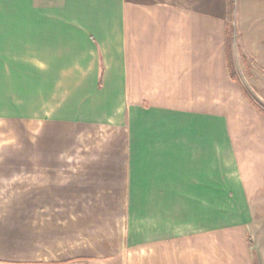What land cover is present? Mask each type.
<instances>
[{"label":"crops","instance_id":"0c3cea01","mask_svg":"<svg viewBox=\"0 0 264 264\" xmlns=\"http://www.w3.org/2000/svg\"><path fill=\"white\" fill-rule=\"evenodd\" d=\"M263 80L264 0H0V120L108 202L64 257L0 264H264Z\"/></svg>","mask_w":264,"mask_h":264},{"label":"rangeland","instance_id":"374dc122","mask_svg":"<svg viewBox=\"0 0 264 264\" xmlns=\"http://www.w3.org/2000/svg\"><path fill=\"white\" fill-rule=\"evenodd\" d=\"M258 104L264 110V102ZM47 126L30 119L0 120V256L62 258L68 246L99 235L97 216L108 202L63 200L70 196L66 189L72 179L61 175L51 186L43 170L33 168L49 160L42 150Z\"/></svg>","mask_w":264,"mask_h":264},{"label":"trees","instance_id":"16d2710c","mask_svg":"<svg viewBox=\"0 0 264 264\" xmlns=\"http://www.w3.org/2000/svg\"><path fill=\"white\" fill-rule=\"evenodd\" d=\"M250 245V244H249Z\"/></svg>","mask_w":264,"mask_h":264}]
</instances>
